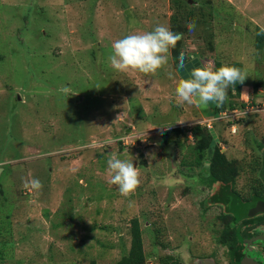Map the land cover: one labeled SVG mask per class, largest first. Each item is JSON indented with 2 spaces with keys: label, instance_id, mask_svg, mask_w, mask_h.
Segmentation results:
<instances>
[{
  "label": "rangeland",
  "instance_id": "374dc122",
  "mask_svg": "<svg viewBox=\"0 0 264 264\" xmlns=\"http://www.w3.org/2000/svg\"><path fill=\"white\" fill-rule=\"evenodd\" d=\"M194 2L203 9L177 12L172 0H0V264H115L130 249L135 218L148 264L165 256L197 264L214 251L225 261L214 231L223 224L229 235L234 220L223 223L222 209L209 205L208 169L184 166L195 157L191 148L178 146L173 131L164 134L215 118L214 106L177 102L182 75L172 48L154 75L118 72L108 59L116 39L171 29L175 15L196 10L201 18L184 35L185 57L212 68L240 62L245 82L264 80V50L255 47L264 0ZM259 91L252 95L264 106ZM260 114L253 129L237 133L212 123L231 160L263 154ZM114 151L140 173L127 198L109 183ZM33 178L39 191L25 187Z\"/></svg>",
  "mask_w": 264,
  "mask_h": 264
},
{
  "label": "clouds",
  "instance_id": "9594fccd",
  "mask_svg": "<svg viewBox=\"0 0 264 264\" xmlns=\"http://www.w3.org/2000/svg\"><path fill=\"white\" fill-rule=\"evenodd\" d=\"M186 27L189 31L194 30L195 21L188 22ZM262 32H264V29H262ZM182 36V33L173 32L169 27L163 25H157L152 31L131 33L123 38L116 39L112 43V54L108 59L111 66L118 72H139L145 75H154L168 63L170 48H174L177 42L182 39ZM180 67L184 68L185 64L181 63ZM247 76L243 69L231 65H222L218 68L202 65L192 67L188 72V78L181 77L176 85L177 102L196 103L197 105L212 103L213 106H222L228 98L229 88H232V91L235 92V85L237 83L243 84ZM61 91L66 96L75 95L68 87L62 88ZM241 112L238 110H225L217 118H210L208 121H211V123L224 120L233 122L237 117L240 118ZM198 124L204 125L203 122L195 125ZM209 125L206 122L205 126L214 130ZM191 127L180 126L172 129ZM215 138L219 140L217 135ZM188 139L194 141L191 132L188 133ZM114 142V140L106 141L109 144ZM107 172L109 183L117 186L120 195L126 198L134 193L141 183L138 167L134 166L133 159L127 154H124V158H121L119 153L111 152L107 159ZM25 187L39 191L43 185L40 180L33 178L25 182Z\"/></svg>",
  "mask_w": 264,
  "mask_h": 264
},
{
  "label": "trees",
  "instance_id": "16d2710c",
  "mask_svg": "<svg viewBox=\"0 0 264 264\" xmlns=\"http://www.w3.org/2000/svg\"><path fill=\"white\" fill-rule=\"evenodd\" d=\"M196 1V0H194ZM192 0H172V5L174 9L176 8L177 12L184 10V8H190L191 10H194L196 8V5H198V11L203 9V5L196 4ZM196 4V5H193ZM193 5V6H191ZM186 16H182L179 18L178 15H175L172 19V28L171 30L176 33H182V39L177 42L174 48H172V56L174 57V63L175 67H180L181 63L185 64L187 60H189L188 57H185V42H184V35L187 34L190 36L191 31L188 30L186 25L190 21H195V25L200 22L199 14L196 15V10L194 13L191 11L190 13H187L184 11ZM202 11L200 12V14ZM195 14V15H194ZM197 16V17H196ZM258 27V26H257ZM258 39L255 44V47L259 50H264V32H262V28L258 27ZM229 65L236 66L241 69H243V64L240 62H231ZM222 66L221 62L217 61L215 68H218ZM245 85V82L243 84L237 83L235 85V92L232 91V88H229L228 90V98L223 103L222 106H215L213 107L214 116H219L221 112L225 110H238V111H245L248 110L250 107L256 105L258 102L255 101V97H252L251 104L246 103L242 100V92H243V86ZM254 93L260 94V89H264V80L261 78L260 80H257L255 84H253ZM256 95V94H255ZM261 105V103H260ZM263 105V104H262ZM261 105V106H262ZM261 117L260 113L255 114H247L245 117H237L235 119L236 123H242L243 130L245 128L247 129H253L254 125L252 122L257 123V118ZM233 123V122H232ZM241 125V126H242ZM215 129V127H214ZM174 132L177 136V145L178 146H184L186 148L190 147L193 151V154H195L194 159L187 163L186 161L183 163L184 166H199V164L203 168H207V175L206 178L210 182V188L213 187L214 183L216 182H223L228 183L232 182L234 180L235 175L237 174V171L239 168H246V167H254V166H260L261 163L256 162L255 160L251 159L249 162L244 160L243 162H239L237 160H228L226 158V155L221 153V147L216 143V138L211 132V129L208 128V126L198 124L195 126H192L191 128H176L172 130H168L164 132L165 135H168L171 132ZM246 131V130H245ZM191 132L194 141L189 145L187 142H189L188 139V133ZM216 135L220 137V132L218 134L217 130H215ZM183 137V139H180ZM176 143V141H175ZM264 165V160H263ZM223 191L218 194V196H213L211 198L212 203H218L220 201L227 200L228 196L230 195V192H232V188L222 189ZM1 192V191H0ZM238 221V220H234ZM143 232L141 229V225L138 218H135L132 220L131 224V246L129 251L115 264H148V255L145 252V245H144V238H143ZM227 236V235H226ZM222 242L226 243L228 239L222 238ZM233 246V244L231 245ZM176 261V260H175ZM161 264H177L174 262L172 256H165L161 258Z\"/></svg>",
  "mask_w": 264,
  "mask_h": 264
},
{
  "label": "flooded vegetation",
  "instance_id": "af4514ba",
  "mask_svg": "<svg viewBox=\"0 0 264 264\" xmlns=\"http://www.w3.org/2000/svg\"><path fill=\"white\" fill-rule=\"evenodd\" d=\"M200 66L201 62L196 57L191 56L185 63V67L188 69L181 67L178 69H180L179 73L182 77L187 79L189 70L192 67ZM257 105H260V103L250 107L248 110L242 111L240 117H245L247 114L262 113L264 110L259 112L260 108L256 107ZM219 140L217 139L216 141L221 147V153L225 154L228 160H231L228 156L227 144L224 143L223 146L221 145V137ZM250 159L261 163V165L239 168L232 182H228L227 184L217 182L219 184L216 186L217 188L212 185L214 187H212L211 197L218 196L224 188H232V192H230L227 200L211 203L209 205L222 209V216L224 218L223 223L229 221V225H231L230 219L238 220L234 221V225H231V228H233L230 234L227 235V233L223 231L224 227L220 220L221 216L217 219L218 222L216 224H222V226L219 225L222 229L219 230L218 228L214 232H216L217 244L219 243L226 248L225 257H223L225 261L223 263L219 262L216 257V251H214L210 255L206 253L199 256L200 258L197 259V264H205L211 261L214 264H241L242 260L246 258L254 260L258 264H264V152L261 156L252 155ZM232 160H237L239 162L244 161L238 159ZM199 173L201 175L204 174L202 171ZM206 175L207 173L205 177ZM204 180L205 179L202 178L203 187H205ZM240 183L242 184L241 186L238 185ZM208 188H210V186H208ZM223 233L227 235L226 238L228 241L226 243L221 241V239L224 238V236L222 237ZM232 244L233 246H231ZM191 258H193V255L189 254L187 260L191 261Z\"/></svg>",
  "mask_w": 264,
  "mask_h": 264
},
{
  "label": "crops",
  "instance_id": "0c3cea01",
  "mask_svg": "<svg viewBox=\"0 0 264 264\" xmlns=\"http://www.w3.org/2000/svg\"><path fill=\"white\" fill-rule=\"evenodd\" d=\"M245 82V81H244ZM253 84H255V83H252V84H250V83H247V82H245V85L243 86V89H245V87H247L249 90V92H247V94H246V96H248V98H249V101H245L244 100V98H243V95H242V100L244 101V102H246V103H249V104H251L250 102H251V99H252V97H253V95H255V93H254V88H253ZM262 90H264V89H262ZM250 91H253V92H250ZM244 92V91H243ZM242 92V93H243ZM262 92V91H261ZM252 93H253V95H252ZM262 105V104H261ZM257 105L256 107H258V108H260V111L259 112H262L263 110H264V106L262 105ZM264 112V111H263ZM206 120H210V119H207V118H205L203 121H197V120H195V123L194 124H197V123H199V122H204V121H206ZM197 121V122H196ZM213 123V122H212ZM210 124V126H211V128H214V126H213V124ZM218 124H221V125H225L226 127L228 126V129H230V127L232 126V129H238V127H239V131H240V129L242 130L243 129V125H242V123L240 124V123H236L235 121H233V123L231 122V121H226V120H224V121H220V122H218ZM242 125V126H241ZM185 126H187V125H185ZM192 126V125H191ZM216 130V128L214 129V131ZM220 136V135H219ZM217 137H218V135H217ZM219 139H220V137H218Z\"/></svg>",
  "mask_w": 264,
  "mask_h": 264
},
{
  "label": "water",
  "instance_id": "95a60500",
  "mask_svg": "<svg viewBox=\"0 0 264 264\" xmlns=\"http://www.w3.org/2000/svg\"><path fill=\"white\" fill-rule=\"evenodd\" d=\"M184 68H186V67H184ZM186 69H188V68H186ZM210 105L213 106L212 103H210ZM211 132H212L213 135L216 137V133H215V131H214V130H211ZM216 140H217V139H216ZM1 171H2V168H0V176H1ZM205 264H214V263L211 261V262H206ZM241 264H258V263L255 262L254 260H251V259L246 258V259H243V260H242Z\"/></svg>",
  "mask_w": 264,
  "mask_h": 264
},
{
  "label": "built area",
  "instance_id": "2783aa9c",
  "mask_svg": "<svg viewBox=\"0 0 264 264\" xmlns=\"http://www.w3.org/2000/svg\"><path fill=\"white\" fill-rule=\"evenodd\" d=\"M210 126V125H209Z\"/></svg>",
  "mask_w": 264,
  "mask_h": 264
}]
</instances>
